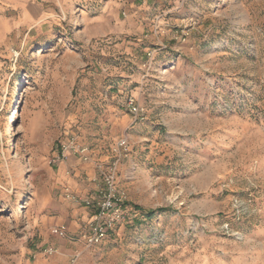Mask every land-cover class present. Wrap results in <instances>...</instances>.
<instances>
[{
    "label": "rangeland",
    "instance_id": "1",
    "mask_svg": "<svg viewBox=\"0 0 264 264\" xmlns=\"http://www.w3.org/2000/svg\"><path fill=\"white\" fill-rule=\"evenodd\" d=\"M70 134L89 160L53 165ZM108 171L126 216L89 246ZM75 253L264 264V0H0V264Z\"/></svg>",
    "mask_w": 264,
    "mask_h": 264
},
{
    "label": "built area",
    "instance_id": "2",
    "mask_svg": "<svg viewBox=\"0 0 264 264\" xmlns=\"http://www.w3.org/2000/svg\"><path fill=\"white\" fill-rule=\"evenodd\" d=\"M134 112H139V107L132 101L130 103ZM121 146H126L127 142L122 141ZM78 155L84 161H88L90 156L88 148L82 145L75 134L68 135L61 140L55 150L50 162L58 165L64 162L69 156ZM104 188L99 189L95 196L86 199V204L93 207L90 220L86 225L83 238L89 246L96 245L105 239L109 232L119 223H122L126 216L125 193L118 188L117 179L114 171H108L104 175ZM67 226L58 225L52 229V233L59 236L67 235ZM48 254L57 252L55 247L46 249ZM79 253H75L69 264L79 263Z\"/></svg>",
    "mask_w": 264,
    "mask_h": 264
},
{
    "label": "crops",
    "instance_id": "3",
    "mask_svg": "<svg viewBox=\"0 0 264 264\" xmlns=\"http://www.w3.org/2000/svg\"><path fill=\"white\" fill-rule=\"evenodd\" d=\"M85 212V216L88 214V212L87 211H84Z\"/></svg>",
    "mask_w": 264,
    "mask_h": 264
}]
</instances>
